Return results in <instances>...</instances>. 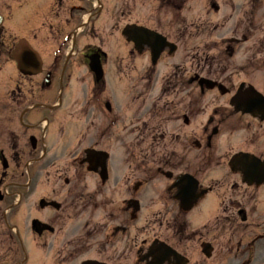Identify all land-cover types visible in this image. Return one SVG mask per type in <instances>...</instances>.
<instances>
[{"label":"flooded vegetation","instance_id":"obj_1","mask_svg":"<svg viewBox=\"0 0 264 264\" xmlns=\"http://www.w3.org/2000/svg\"><path fill=\"white\" fill-rule=\"evenodd\" d=\"M210 6L214 9L222 7L223 11L230 10L231 17L224 18V15L221 26L232 19L233 35L228 40H224L225 52L218 53L216 64L220 67V71L216 74L211 72L210 67L214 64V60L206 55L204 65L207 69H203L201 73L226 86V92L220 93V96H231L232 93H236L237 108L232 110L225 100L224 103H215L208 111L202 126V150L206 156L204 162L207 168L223 165L220 163L221 156L217 153L224 143L229 142V139L223 137L225 131L234 133L236 151L248 152L264 158V0H243L239 4L233 0H222L220 6L215 5L214 2H210ZM37 17L39 21L29 31L27 40L32 47L42 52L39 74L32 76L19 72L17 62L11 55V47L18 38L10 41L0 37V160L6 157L8 162V166L3 168L0 161V202L5 204L3 207L0 204V213L3 208L9 207L18 195L21 196L22 190L32 195L33 187L38 180V167L47 168L57 161L54 155L52 159L48 158L49 130L55 126V121L50 117L59 112L62 115L64 105L61 100L53 108L54 110H50L39 104H55L60 88L62 90L65 88L66 81L71 75L72 67L77 69L83 67V74H87L90 78L92 91L100 94L106 88L105 79L96 81L88 67L89 56L94 55L101 65L104 76L107 72L116 70L127 82L123 85V92L129 88L128 76L131 70L129 66L133 65L131 58L133 51L130 49V42L121 34L123 26L130 22L129 0H43ZM37 23L39 25L35 27ZM38 28L42 31L41 36H38ZM145 54L147 56V53ZM4 59L6 60L3 62ZM7 62L10 66L5 68ZM187 62L190 65L187 83L177 85L171 90L173 95L180 97V100H176V104L182 105L184 97L189 100L188 109L180 110L182 111L180 115H174L171 119L172 122L181 120L183 126H188L189 121L197 115L190 100L194 96V89L198 87L202 96L208 92L200 88L199 83H194L193 79L197 71L193 68L192 51ZM148 70L143 69L139 80H144ZM40 75L48 76L49 84L44 85ZM232 76H235V79H232ZM133 86H140L142 91L147 87L141 84ZM219 89L224 90L223 87ZM35 90L37 93L47 92L48 95L53 92L55 96L51 101L34 100ZM129 91L130 89L127 90ZM211 91L219 90L216 86ZM149 108L150 106L141 105L135 114L140 113L142 109L148 111ZM128 110L125 102L117 112L112 113L109 110L106 117L108 136L112 135L109 129L113 124L129 122L136 118V116L130 117L127 114ZM94 113L98 116L102 112L95 109ZM59 118L58 114L57 122ZM44 119L46 124H43ZM11 123L17 124L16 130L9 129ZM58 128L60 137L56 148L61 154L64 152L63 129L60 125ZM176 130L180 131L178 126ZM176 134L178 136V133ZM183 141L187 155L194 144L200 149L198 142L195 143L191 139L189 141L186 136ZM73 159L77 161L78 157L74 155ZM78 166L83 167L79 164ZM121 167L125 170L128 168L132 172H144L147 165L128 163L125 157ZM156 168L173 169L168 163L156 164ZM55 169L58 171L60 167ZM93 175L95 178L98 177L95 173ZM63 181L68 186L65 190V201L70 203L68 209L74 208L75 212L65 211L53 217H48V213H45L44 218L46 222L57 225L59 229L64 218H75L80 223L68 238L59 237L57 233L47 230L42 232L45 252L49 257L50 253H53V260L49 264H70L77 253L71 251L74 236L97 224L102 228V233L95 234L96 245L101 254L96 259L108 264H141L136 261L135 254L146 245V239L142 237L146 227L141 225V229L139 227L131 231V227L139 219V214L127 208L126 201L142 200L146 194L145 184L130 182V179L119 181L116 176L107 179L106 187L96 183L92 188L87 189L89 186L87 183L83 184L81 181L76 183L74 179L70 183L66 178ZM215 187V184L209 186V192ZM227 190L230 191L227 197L228 205L220 212V216L238 219L239 227H242L241 224L246 223L251 217L257 191L264 192V184L248 186L242 183L241 176L237 175L234 187L228 186ZM45 209L48 210L49 207ZM98 209L105 210L104 216L100 223L93 224L91 220ZM148 219L153 220L148 224H152L150 231L154 233V237L178 251L180 247H178L177 217L165 211L156 212ZM82 220H84L83 228ZM146 223L145 218L144 224ZM183 252L185 255L186 251Z\"/></svg>","mask_w":264,"mask_h":264},{"label":"rangeland","instance_id":"obj_2","mask_svg":"<svg viewBox=\"0 0 264 264\" xmlns=\"http://www.w3.org/2000/svg\"><path fill=\"white\" fill-rule=\"evenodd\" d=\"M190 1V0H189ZM183 3L181 7L175 9L172 6H164L165 2L159 4L158 0H129V21L137 22L139 24L147 25L149 27H155L158 30H161L168 38L177 44V49L173 55H167L163 53L154 66V70H148L146 80L142 83L151 85V89L146 91L144 99L146 100L147 107L161 104L163 105H174V114L175 116L180 115L185 109L186 99L183 98L184 103L182 105L176 104V100H180L179 96H175L171 93V90H174L173 87L177 85L184 84L187 76L189 75V63L187 62V56L190 51L194 52L195 58L197 59V64L195 69L202 68V54L203 49L210 50V54L217 57L218 53H224L225 50L224 40L229 39L233 35V25H231L232 19L228 20L224 26H221V19L230 18V10L223 11L221 7L220 11L214 12L210 8H207L206 0H191L190 2ZM215 3H219V0H213ZM218 1V2H217ZM243 0H233V2L240 3ZM43 0H0V14H4L6 10L7 16H5L4 27L12 35L17 37H26L29 31L33 28V25L39 21L37 17V12L42 8ZM3 5V6H1ZM178 5V2H176ZM4 8V9H3ZM226 12V13H225ZM40 34L42 32L39 30ZM6 59L3 60V62ZM146 63V62H145ZM144 60L141 58L137 60V65H131L129 78L130 84L129 88V97L130 99L134 98L137 94V88L132 90L133 82L137 83V77L140 75L139 68L144 64ZM10 64L7 62L5 68H8ZM214 68V74L218 73V66ZM4 71L7 69H3ZM213 70V68H212ZM71 83L66 89L67 93L65 95L64 101V114L61 115L60 119L57 122L56 117L54 116L55 126L51 129L50 134V146H51V155L50 158L54 155L56 160L59 161L60 167H65V173H61L68 176L74 173V167L71 166L69 160L71 154H79L80 149L86 145H93L96 142H102L103 147H110L111 144L113 147L116 146V137L110 140V145L107 146L106 142L108 140L105 132L100 134L99 128L101 127V118L97 121H92L93 108L94 106L90 104H84L87 99V84L78 82L81 78V72L76 70L75 67H72L71 70ZM109 73V72H108ZM180 78L182 81H178ZM234 78V76L232 77ZM39 81V78H35ZM86 79V78H85ZM185 80V81H184ZM187 82V81H186ZM127 82H125L126 84ZM122 82L120 77L113 75L111 86L116 90H121ZM179 85V86H180ZM68 86V85H67ZM66 86V87H67ZM146 86V85H145ZM138 87V86H136ZM140 87V86H139ZM127 89V90H128ZM128 93V92H127ZM195 97L194 100L199 114L194 116L191 120V124L188 126H183L180 120L175 121L165 127L166 138L162 139L164 141L162 151L167 148L169 145H173L168 152L174 154V158L168 162L177 166L180 162V159L185 158L184 147L180 141L177 140H168L170 133L176 128V125L180 129L182 135H187V139L195 137L199 139L202 144L201 139V127L204 124L205 116L207 112L204 109L212 107L215 103H222L223 98L218 95V92H209L202 96L198 94L197 90L194 89ZM41 96H44V100H49V95L47 92L37 93L35 90L34 100H39ZM101 98H108L112 101L111 92L106 91L101 95ZM131 99V100H132ZM143 99V98H142ZM119 103V101H118ZM210 104V105H209ZM84 105L92 106L88 108V111L84 110ZM207 105V106H206ZM137 107V103L132 106H129V109ZM182 110V111H180ZM177 111H180L176 114ZM57 122V123H56ZM140 122H134L128 124V126L121 127L117 129L113 128V133L118 134L120 147L124 145V142L129 141V143L134 142V147L138 145V132L135 131V128L139 129ZM58 125H64V144L65 151L64 155L58 154L56 151V140L58 135ZM141 126V125H140ZM125 130H128L127 137L124 133ZM187 133V134H186ZM226 135L224 134V137ZM233 134L229 136L230 142L226 145H223L221 148L229 147V154L235 149V138ZM98 138L101 140H98ZM140 145V144H139ZM138 145V148L140 147ZM137 148V149H138ZM135 149V150H137ZM182 149V151H181ZM114 154V157L119 156L120 151L118 149L111 150ZM201 150L192 149L194 156L195 168L199 162V153ZM228 153V152H227ZM163 154H160V157ZM145 157H149L146 156ZM190 155H187L185 158V164L188 161ZM187 160V161H186ZM156 158H149L147 163H156ZM57 166V165H56ZM218 167V166H217ZM55 167H50L48 171L39 172V182L33 187L32 195H29L27 191H23L22 203L20 206L11 213L7 214L8 224L16 223L22 229L21 237L26 244V247L31 251H34V246L41 245L42 239H37L30 234L28 230L29 218L33 215H40L41 211L38 212L37 206V197L43 193L49 192V195L52 196V191H57L58 187L53 184V176ZM183 166L177 167L179 170H175L173 173L181 171ZM192 168L194 166L192 165ZM204 169V167H203ZM201 169L200 172H196V175L199 176L204 184H213L217 180V188L214 189V196L217 199L216 207L212 206V198L208 199L206 196L204 199L207 200L205 204L199 203V205L192 211L188 216H180L181 219L188 223L187 229V238L181 239L178 241V245L185 249L190 257L189 264H264V192H258L256 194V200L253 203L251 209L252 214L246 223H242L239 227L240 220L227 221L223 219H217L220 216V212L227 208L228 195L230 193L227 190L229 185L232 188L236 182V176L232 174L226 166L221 168H214L212 171H207V169ZM39 170V169H38ZM38 172V171H37ZM124 171L118 170L114 167V172L112 175H118L121 177ZM155 174V173H154ZM48 175L49 183L48 186L45 185V177ZM157 180L148 184V186H154L155 191L163 192V185H166V179L160 176L158 173L155 175ZM80 178V177H76ZM134 179V178H131ZM136 179V178H135ZM89 181L92 180L90 176ZM87 180V181H88ZM59 185H63L61 181H58ZM220 186V187H219ZM63 194L58 196L61 200ZM152 194H147L143 198L141 206L142 217H146V214L152 215L153 211L157 210H168L176 211L177 204L166 194L164 195V200L157 197H151ZM224 200V202H223ZM210 201V202H208ZM64 205L59 214L65 212L67 209L68 201H63ZM206 205V207H204ZM229 205L233 206L232 203ZM70 211L75 212L74 208ZM51 213L49 212L50 217ZM99 215L102 217V212H96L94 215V221L98 220ZM75 221L68 220L64 218L62 224V230L60 232L62 236H68V233L74 229ZM13 226V225H12ZM147 226L146 228H149ZM204 230H208L205 232ZM149 233L147 234V232ZM144 236L151 237L152 233L148 229ZM88 233L94 237L95 232L89 228ZM13 237L14 233L9 230V228L4 224L3 221L0 223V256L2 260L0 264H11L16 259L22 258V253L17 248V245L10 244L9 236ZM74 243L71 248V251H77L76 256L73 257V260L70 264H76L78 261L83 260L89 257H99L100 250L99 247L95 245V242L91 239L87 240V236H74ZM81 240V241H80ZM203 240L210 241L215 250L212 252L210 258H205L200 251V243ZM80 244L78 246V242ZM14 243V242H13ZM15 247L17 249L16 254L14 252H9L8 249ZM38 254H41L40 251H37ZM26 264H49V261L42 262V256H35L31 258Z\"/></svg>","mask_w":264,"mask_h":264},{"label":"water","instance_id":"obj_3","mask_svg":"<svg viewBox=\"0 0 264 264\" xmlns=\"http://www.w3.org/2000/svg\"><path fill=\"white\" fill-rule=\"evenodd\" d=\"M123 33L129 38L132 39L136 46L141 48L144 44L153 46L156 44L157 46V53L161 49L164 48V46L170 45V51L172 52L175 49V45L169 43L166 41V39L153 31H150L148 29H145L143 27H139L136 25H128L126 28H124ZM204 81H208L205 79H202ZM241 160H244L246 163H253V162H259L255 157L250 155H238L235 154L232 156V158L229 161V164L231 165L232 169L235 168V164L240 162ZM264 164V161L261 162ZM259 171L253 170L250 171L251 178L258 177ZM173 186L176 187V194L181 199V205L184 208H189L194 201L195 195H196V189H197V181L193 178V176L189 174H181L179 175L175 182L173 183ZM195 192V193H194ZM194 193L193 199L186 200V198H183L185 195L191 196ZM156 250V249H155Z\"/></svg>","mask_w":264,"mask_h":264},{"label":"bare ground","instance_id":"obj_4","mask_svg":"<svg viewBox=\"0 0 264 264\" xmlns=\"http://www.w3.org/2000/svg\"><path fill=\"white\" fill-rule=\"evenodd\" d=\"M55 96V94H53V92L50 93L49 95V101H50V98H53ZM61 102V97L58 95V97L56 98L55 100V104L54 105H45L46 107H48L50 110H52L53 108L56 107V105H58V103ZM49 103V102H48ZM54 110V109H53ZM45 112H48V110H45ZM51 112V111H49ZM43 123L46 124V120L44 119L43 120ZM264 239V238H263Z\"/></svg>","mask_w":264,"mask_h":264}]
</instances>
